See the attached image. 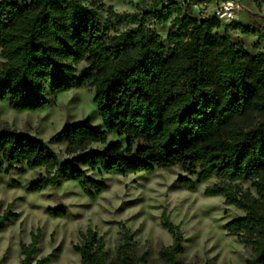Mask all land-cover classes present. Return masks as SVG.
I'll use <instances>...</instances> for the list:
<instances>
[{"label": "trees", "instance_id": "trees-1", "mask_svg": "<svg viewBox=\"0 0 264 264\" xmlns=\"http://www.w3.org/2000/svg\"><path fill=\"white\" fill-rule=\"evenodd\" d=\"M102 1L85 6L81 0H0V102L16 112H37L48 107L51 96L91 88L102 121V127L88 120L74 123L51 139L65 144L63 163L42 141L0 130V181L43 169L26 192L71 181L95 199L108 186L94 173L126 176L177 168L186 175L177 185L189 192L217 179L220 183L203 194L222 196L244 213L225 231L244 237L252 253L247 264H264V34L257 35L262 52L253 56L231 41L234 23L222 26L213 17L198 20L187 13L192 4L211 0L182 5L149 0L147 6L136 5L135 13L116 15L119 24L128 20L135 26L106 39L97 14ZM171 13L176 17L166 47L148 23L163 24ZM221 26L223 35L214 33ZM83 63L87 69L76 74ZM108 135L123 138L124 145L107 143ZM93 144L103 147L92 150ZM225 182L249 183V188ZM46 214L68 215L63 208H48ZM17 218L8 204L0 214V232ZM161 221L172 243L159 256L177 264L184 239L165 212ZM39 237L36 229L28 244L20 243L21 264H51L53 255L35 260ZM80 238L72 248L79 264H145L123 225L113 256L93 230Z\"/></svg>", "mask_w": 264, "mask_h": 264}, {"label": "rangeland", "instance_id": "rangeland-1", "mask_svg": "<svg viewBox=\"0 0 264 264\" xmlns=\"http://www.w3.org/2000/svg\"><path fill=\"white\" fill-rule=\"evenodd\" d=\"M91 1L81 0L85 6H89ZM171 1L182 5L190 0ZM239 1L243 7L228 35L234 44L254 56L263 49V42L257 39V35L264 34V3ZM149 3V0H103L97 7V14L105 28V38L109 39L135 26L128 20L119 24L116 15L135 13L136 5L144 7ZM211 12L212 8L204 3H194L187 11L193 18L210 15ZM175 17L176 13H171L163 24L148 23L166 47V35L174 29L172 20ZM243 30L254 34H244ZM214 33L223 35V27ZM86 69L84 63L80 64L76 74ZM93 97V89L77 87L51 96L48 107L37 112H16L0 102V130L9 129L42 141L56 153L59 163H63L68 158L64 154L65 144L54 143L51 139L66 126L85 120L94 127H102ZM114 141L124 145L123 138L107 136V143ZM102 147L93 144L90 149ZM44 174L43 169H36L21 175L11 174L0 181V214L8 204H12V211L18 215L6 230L0 232L2 264H21L19 245L28 244L30 235L36 229H40V237L39 253L35 260L53 255L51 264H79V256L72 248L81 244L80 234L87 229L103 238L106 250L113 256L119 244L122 225L131 231L134 250L137 255L145 256V264H166L159 252L163 247L170 246L172 239L161 226L163 212L171 223L179 227L184 239L183 253L178 256L177 264H247L252 256L244 237L231 236L224 228L244 213L226 205L222 196L206 197L203 194L206 187L220 183L217 179L197 185L194 192H189L177 185V179L186 176L177 168L126 176L100 177L94 173L92 177L104 179L108 186L95 199L88 198L71 181H61L57 187L48 188L42 193L26 192L27 187ZM224 184L249 188V183ZM48 208L66 209L68 215L52 219L46 214Z\"/></svg>", "mask_w": 264, "mask_h": 264}, {"label": "built area", "instance_id": "built-area-1", "mask_svg": "<svg viewBox=\"0 0 264 264\" xmlns=\"http://www.w3.org/2000/svg\"><path fill=\"white\" fill-rule=\"evenodd\" d=\"M204 4L205 6L209 5L212 8V12L210 15H200L196 19L205 20L213 17L222 26H228L234 23L243 7V4L239 0H213L209 4Z\"/></svg>", "mask_w": 264, "mask_h": 264}, {"label": "crops", "instance_id": "crops-1", "mask_svg": "<svg viewBox=\"0 0 264 264\" xmlns=\"http://www.w3.org/2000/svg\"><path fill=\"white\" fill-rule=\"evenodd\" d=\"M171 1V0H170ZM178 4V3H177Z\"/></svg>", "mask_w": 264, "mask_h": 264}]
</instances>
